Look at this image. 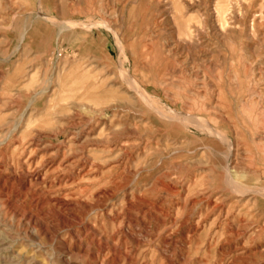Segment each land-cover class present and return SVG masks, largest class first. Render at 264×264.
<instances>
[{
    "label": "rangeland",
    "instance_id": "rangeland-1",
    "mask_svg": "<svg viewBox=\"0 0 264 264\" xmlns=\"http://www.w3.org/2000/svg\"><path fill=\"white\" fill-rule=\"evenodd\" d=\"M0 264H264V0H0Z\"/></svg>",
    "mask_w": 264,
    "mask_h": 264
},
{
    "label": "bare ground",
    "instance_id": "bare-ground-1",
    "mask_svg": "<svg viewBox=\"0 0 264 264\" xmlns=\"http://www.w3.org/2000/svg\"><path fill=\"white\" fill-rule=\"evenodd\" d=\"M237 1V0H236ZM244 1V0H243ZM258 1V0H257ZM216 3V2H215ZM229 3V2H228ZM227 3V4H228ZM238 3V2H237ZM247 3V2H246ZM219 4H220V1H219ZM219 4H217V5H219ZM243 4V3H242ZM231 5V4H230ZM241 5V4H240ZM228 6V5H227ZM237 6V5H236ZM239 6V5H238ZM217 8V7H216ZM215 8V9H216ZM230 8V7H229ZM233 8V7H232ZM220 9V8H219ZM227 10H228V8H227ZM226 8H225V6L223 5L222 6V8H221V14H224L226 11ZM216 11V10H215ZM230 11V10H229ZM256 11V10H255ZM227 13V12H226ZM226 13H225V15H226ZM241 13V12H240ZM256 13V12H255ZM250 14V13H249ZM230 15V14H229ZM228 15V16H229ZM245 15V14H244ZM224 16V15H223ZM227 16V15H226ZM233 16V15H232ZM231 17V16H230ZM226 18V17H225ZM224 18V19H225ZM229 18V17H228ZM242 18V17H241ZM229 19H231V18H229ZM233 19V18H232ZM225 20H227V19H225ZM258 20H260V18H258V16L256 15H252V20L251 21H249L248 22V30L253 34V35H256V33H257V31L258 30H261V24H260V21H258ZM218 21H219V18H218ZM233 21V20H232ZM232 23V22H231ZM230 23V24H231ZM242 23H243V21H242ZM263 23V22H262ZM233 24V23H232ZM224 25V24H223ZM228 25V24H227ZM222 27V26H221ZM243 27H245V26H243ZM221 31V30H220ZM222 31H223V28H222ZM226 32V31H225ZM251 34V35H252ZM185 35L187 36V34L185 33ZM191 38V37H190ZM255 38H257V36H255ZM186 39H187V37H186ZM187 40H189V39H187ZM186 40V41H187ZM186 41H185V43H186ZM96 88V87H95ZM97 89V88H96ZM178 116H181L180 114H178ZM191 116V115H190ZM185 119L186 120H188L189 118L188 117H185Z\"/></svg>",
    "mask_w": 264,
    "mask_h": 264
}]
</instances>
